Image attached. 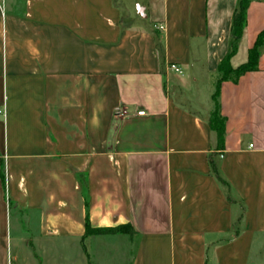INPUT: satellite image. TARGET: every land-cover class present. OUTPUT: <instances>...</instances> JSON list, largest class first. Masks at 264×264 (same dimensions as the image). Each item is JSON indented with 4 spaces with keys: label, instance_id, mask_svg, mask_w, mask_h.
Returning <instances> with one entry per match:
<instances>
[{
    "label": "crops",
    "instance_id": "obj_1",
    "mask_svg": "<svg viewBox=\"0 0 264 264\" xmlns=\"http://www.w3.org/2000/svg\"><path fill=\"white\" fill-rule=\"evenodd\" d=\"M239 3L0 0V264L28 243L97 264L91 242L109 264H264V45L221 85V149L210 125ZM246 18L233 69L264 1Z\"/></svg>",
    "mask_w": 264,
    "mask_h": 264
},
{
    "label": "trees",
    "instance_id": "obj_2",
    "mask_svg": "<svg viewBox=\"0 0 264 264\" xmlns=\"http://www.w3.org/2000/svg\"><path fill=\"white\" fill-rule=\"evenodd\" d=\"M250 0H240L236 13L234 15V24L232 28V41L230 51L227 56L223 59L219 67L220 76L217 81L216 91L213 95V101L215 103V111L212 115L210 125L211 128L216 131L218 135L219 148L221 149L224 144L225 135V118L222 117L220 112V95L221 85L224 81L233 80L236 82L242 75L247 72L254 71L257 69L258 60L260 57V48L264 45V31L259 35L258 40L254 48L250 51L249 60L246 64L241 65L237 69H233L230 61L231 58L236 54L238 50V42L243 35L244 28L247 21V9ZM1 179L5 185V174L1 173ZM84 193L87 194V189L84 187ZM88 206V202H87ZM132 227L130 225H122L116 228L108 229H94L91 227L89 217L86 218V236L93 234H104V233H131Z\"/></svg>",
    "mask_w": 264,
    "mask_h": 264
},
{
    "label": "rangeland",
    "instance_id": "obj_3",
    "mask_svg": "<svg viewBox=\"0 0 264 264\" xmlns=\"http://www.w3.org/2000/svg\"><path fill=\"white\" fill-rule=\"evenodd\" d=\"M98 243L100 242H97V243L91 242L90 244V253H92L91 255L94 256V260L96 261L97 264H109L105 262H109L110 260L118 258V257L116 258L114 255L110 256L109 255L110 252L107 251L106 247H99V245H96ZM28 244H25V247L26 246L27 247L25 248L23 252V258H22L21 264H44V256L41 254V250L38 248V246L32 243L29 247ZM58 252L62 254L64 253V250L59 249ZM71 255L77 259V252L72 251Z\"/></svg>",
    "mask_w": 264,
    "mask_h": 264
},
{
    "label": "built area",
    "instance_id": "obj_4",
    "mask_svg": "<svg viewBox=\"0 0 264 264\" xmlns=\"http://www.w3.org/2000/svg\"><path fill=\"white\" fill-rule=\"evenodd\" d=\"M262 1H264V0H262ZM160 28H162V27H160ZM171 69L174 70V71H176V72H180V68H179V66L176 65V64H172V65H171ZM138 115H140V116L145 115V111H140V112L138 113Z\"/></svg>",
    "mask_w": 264,
    "mask_h": 264
}]
</instances>
